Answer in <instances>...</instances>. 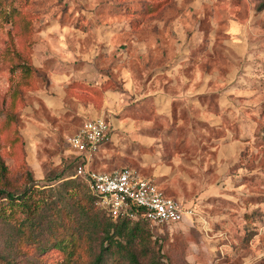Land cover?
<instances>
[{"label": "rangeland", "instance_id": "1", "mask_svg": "<svg viewBox=\"0 0 264 264\" xmlns=\"http://www.w3.org/2000/svg\"><path fill=\"white\" fill-rule=\"evenodd\" d=\"M97 115L94 168L131 165L191 207L115 235L103 264H264V0H0V188L43 198L4 205L0 264H92L109 245L68 141Z\"/></svg>", "mask_w": 264, "mask_h": 264}, {"label": "built area", "instance_id": "2", "mask_svg": "<svg viewBox=\"0 0 264 264\" xmlns=\"http://www.w3.org/2000/svg\"><path fill=\"white\" fill-rule=\"evenodd\" d=\"M109 134L108 121L104 116L97 115L86 119L68 137L72 151L81 157L74 176L86 181L95 202L114 219L147 220L160 229L187 217L190 206L135 167L123 165L106 171L92 166L95 155L109 139Z\"/></svg>", "mask_w": 264, "mask_h": 264}, {"label": "trees", "instance_id": "3", "mask_svg": "<svg viewBox=\"0 0 264 264\" xmlns=\"http://www.w3.org/2000/svg\"><path fill=\"white\" fill-rule=\"evenodd\" d=\"M23 66L25 69V73L27 74V76H32L33 75V65H30L27 62H23ZM19 89H15L13 91V96H18L19 95ZM14 100V98H13ZM73 161H74V165H75V172H76V167L79 165V163L81 162V157L78 155H73ZM0 170H1V174L3 176H6L7 171H8V167L5 164L4 159L2 158V156L0 155ZM74 172V174H75ZM78 177V176H77ZM83 180V179H82ZM86 183V181H84ZM87 185V183H86ZM88 186V185H87ZM89 188V186H88ZM90 191V189H89ZM78 192V189H77ZM90 198H85V197H80L79 199V208L83 209L84 212H86L87 209H89L90 207V202H95V196L91 193L90 191ZM5 200V201H3ZM43 202V198L42 196H39L38 198H35V194L33 193V189H31L30 187H26L23 189V191L21 193H15V191L4 187V188H0V214L2 212H5V207L4 205H8L10 208H16L18 207V209L26 211L28 213H35L36 211L39 210V208L42 206ZM105 211V210H104ZM106 212V211H105ZM108 219L106 220V222H104V235L102 238V245H104L105 242H109V245H106L103 247V250L97 254L95 260L93 261L92 264H103L104 261V249H108V247L112 244L113 240H114V236L118 235V234H125L126 230L129 229H137L139 227V223H143L146 222L148 224H150L152 227H157L152 225L149 221L147 220H137V221H132L128 218H118V219H114L108 212H106ZM131 222H136V225L134 228H130V223ZM81 231L83 229L82 226H80ZM130 260L132 262V264H141V261L139 260L138 255L134 252V251H130Z\"/></svg>", "mask_w": 264, "mask_h": 264}, {"label": "crops", "instance_id": "4", "mask_svg": "<svg viewBox=\"0 0 264 264\" xmlns=\"http://www.w3.org/2000/svg\"><path fill=\"white\" fill-rule=\"evenodd\" d=\"M167 190V189H166Z\"/></svg>", "mask_w": 264, "mask_h": 264}]
</instances>
